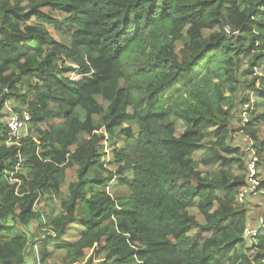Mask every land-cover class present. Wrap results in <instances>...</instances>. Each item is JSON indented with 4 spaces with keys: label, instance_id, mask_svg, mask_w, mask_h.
I'll return each mask as SVG.
<instances>
[{
    "label": "trees",
    "instance_id": "16d2710c",
    "mask_svg": "<svg viewBox=\"0 0 264 264\" xmlns=\"http://www.w3.org/2000/svg\"><path fill=\"white\" fill-rule=\"evenodd\" d=\"M263 126L264 0H0V264H264Z\"/></svg>",
    "mask_w": 264,
    "mask_h": 264
},
{
    "label": "rangeland",
    "instance_id": "374dc122",
    "mask_svg": "<svg viewBox=\"0 0 264 264\" xmlns=\"http://www.w3.org/2000/svg\"><path fill=\"white\" fill-rule=\"evenodd\" d=\"M54 16L56 17L57 22L55 23V25L49 26L47 28H48L49 32L51 33L52 37L55 40H61V41H66L67 42L68 38L66 36H63L62 31L60 29V27L64 28L63 24L60 25L62 20H63V18H64V16H63V14L61 12H55ZM259 72L261 73V70H259ZM70 76L71 77L74 76V79H76V80H79L81 78V77H78L77 75H75V73L74 74L71 73ZM97 98H98V101L101 103L102 102V98L100 96H98ZM8 105L11 106V107L15 106L14 103H10V102H8ZM169 116H170L169 117V121L176 126L177 134L180 135L183 132V129L185 128V125L183 124V122L178 117L173 116L172 114H169ZM235 124H237V123H235ZM261 131H263V135H264V126L261 128ZM27 133L24 131V132H22V135L27 134ZM233 141H235V143L237 145H243L244 144V142L241 139V137H238V138L236 137V138H234ZM117 143L119 144V141H116V140H114V141H112L110 143L105 142L104 152H106V154H107L105 156V158L107 160L110 159V154H111L110 152H111V150H113L114 146L118 145ZM250 146H251V144H250ZM248 150H249V148H248ZM244 156H245V159H249V158L252 159V157L254 156V153L252 152L251 154L248 155V153L245 152ZM197 158H198V155H197ZM257 160H258V158H257ZM74 176H75V168L68 174L67 183H69L72 180V178H74ZM65 187L66 186H63V191H62L61 195H67ZM109 191L115 196L126 197L127 194H129V191H128V189L126 187H120L118 185L111 186ZM253 199H254L253 200L254 203L263 202L264 201V194H258V195L255 194L253 196ZM43 202L46 204V207L44 208L43 214H44V218L47 220L48 216L51 215L52 211H53V213L58 212V209L60 208V201H59V199H57V200H54V201H43ZM44 203H42V204L44 205ZM52 203H54V204L51 205V207H50L49 204H52ZM42 204H41V206H42ZM54 205H55V207H54V210H53L52 206H54ZM252 213H253L252 216H256V215L258 216V214H256L254 211H252ZM247 226H248L249 229H255V228H252V227L256 226V225L248 224ZM31 228L32 227H30V229ZM249 236L250 235L246 236V239H247L246 243H247L248 247L251 246V241L249 239Z\"/></svg>",
    "mask_w": 264,
    "mask_h": 264
},
{
    "label": "built area",
    "instance_id": "2783aa9c",
    "mask_svg": "<svg viewBox=\"0 0 264 264\" xmlns=\"http://www.w3.org/2000/svg\"><path fill=\"white\" fill-rule=\"evenodd\" d=\"M227 32H230V28L226 27L225 28ZM251 109V104L249 102L244 104V111L242 115V119L244 122L248 121V115H249V110ZM4 113H5V124L8 127L9 130V135L11 137H14L16 139H19L22 136H25L26 134L22 135V132H28V127H29V122L31 120L30 115L25 112L23 114H19L14 110V107H11L6 104L4 108ZM256 161H257V156H253L252 159L248 160V180H249V190L254 192L255 194L257 193V181L253 178L256 174ZM263 192V191H261ZM245 236L250 235L253 233V229H249L248 227L245 229Z\"/></svg>",
    "mask_w": 264,
    "mask_h": 264
}]
</instances>
